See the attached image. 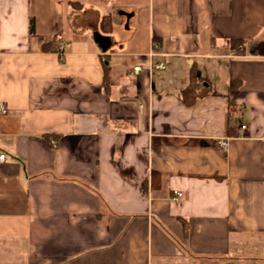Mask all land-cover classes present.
Here are the masks:
<instances>
[{
    "label": "crops",
    "instance_id": "obj_1",
    "mask_svg": "<svg viewBox=\"0 0 264 264\" xmlns=\"http://www.w3.org/2000/svg\"><path fill=\"white\" fill-rule=\"evenodd\" d=\"M0 102V264H264V0H0Z\"/></svg>",
    "mask_w": 264,
    "mask_h": 264
},
{
    "label": "trees",
    "instance_id": "obj_2",
    "mask_svg": "<svg viewBox=\"0 0 264 264\" xmlns=\"http://www.w3.org/2000/svg\"><path fill=\"white\" fill-rule=\"evenodd\" d=\"M68 7H69V13L70 15H74L77 14L79 12H81L83 6L81 5V3L76 2V1H69L68 3ZM111 27V15L110 14H106L104 16H102L101 20H100V28L101 29H108ZM57 49L51 45H44L43 47V51L44 52H50V51H56ZM105 66V72H104V82L106 83L107 81V73H108V67L106 65ZM197 91L201 92L203 88L201 89L198 85L196 84H191V86H189L185 91L182 92V99L185 101V103L187 105H190L194 102L195 98L197 97V95H201L200 93H197Z\"/></svg>",
    "mask_w": 264,
    "mask_h": 264
},
{
    "label": "built area",
    "instance_id": "obj_3",
    "mask_svg": "<svg viewBox=\"0 0 264 264\" xmlns=\"http://www.w3.org/2000/svg\"><path fill=\"white\" fill-rule=\"evenodd\" d=\"M155 54H151L150 56L153 57ZM163 69L164 68V64L163 63H156V64H151L150 65V69ZM139 67L135 68L133 71L135 73H138L139 71ZM7 113V108L6 105L2 102H0V115H5ZM246 126H241V130H245ZM218 145L221 148H225L227 146L226 141L220 140L218 142ZM6 161V155L2 152H0V167L5 163ZM181 198H182V193L179 191H174L170 197L171 202L175 203L176 205H179L181 202Z\"/></svg>",
    "mask_w": 264,
    "mask_h": 264
},
{
    "label": "water",
    "instance_id": "obj_4",
    "mask_svg": "<svg viewBox=\"0 0 264 264\" xmlns=\"http://www.w3.org/2000/svg\"><path fill=\"white\" fill-rule=\"evenodd\" d=\"M98 38L101 40L102 44L106 45L107 44V40L104 39L103 37L101 36H98Z\"/></svg>",
    "mask_w": 264,
    "mask_h": 264
}]
</instances>
